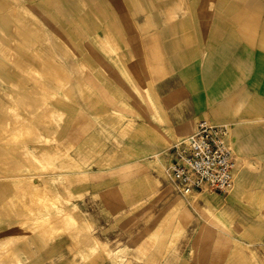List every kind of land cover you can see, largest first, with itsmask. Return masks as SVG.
Returning a JSON list of instances; mask_svg holds the SVG:
<instances>
[{
  "label": "rangeland",
  "instance_id": "rangeland-1",
  "mask_svg": "<svg viewBox=\"0 0 264 264\" xmlns=\"http://www.w3.org/2000/svg\"><path fill=\"white\" fill-rule=\"evenodd\" d=\"M196 1L198 40L187 42L208 61L217 47L256 46L263 69L264 0ZM108 2L0 0V264H28L22 247L51 260L49 246L63 235L64 264H264V225L235 219L219 202L235 182L225 193L182 196L162 181L171 139L141 132L140 93L151 102V91L140 73L132 86L128 73L108 70V33L135 30L115 21ZM240 75L264 97L263 70ZM94 90L101 127L117 134L92 152L76 117ZM141 141L154 149L146 158Z\"/></svg>",
  "mask_w": 264,
  "mask_h": 264
},
{
  "label": "crops",
  "instance_id": "crops-1",
  "mask_svg": "<svg viewBox=\"0 0 264 264\" xmlns=\"http://www.w3.org/2000/svg\"><path fill=\"white\" fill-rule=\"evenodd\" d=\"M108 4L110 12L114 7L118 13L117 23H130L135 29L108 33L109 55L115 56L108 70L128 73L132 86L136 82L135 74L140 73L141 84L151 91V102L148 93H140L141 132L158 138L166 133L170 136L171 145L161 152L166 163V151L193 131L198 118L231 123L235 184L232 193L218 199L235 219L264 225V97L255 90L260 86H246L244 76L240 75L245 71H264L259 48H245L238 43L217 47L210 55L214 59L206 60L198 42H187L198 40L190 27L196 22L191 10L197 8L196 0H109ZM214 64L216 68H212ZM99 94V90H94L87 101L78 103L77 132L85 151L95 152L98 146L108 148L103 137L117 134L101 127ZM142 141L140 152L146 158L154 149ZM134 149L138 151V145ZM88 212L92 217L98 213L95 209ZM50 248L54 252L51 260L46 255L48 251L43 256L39 255L40 251L34 257L32 249H20L29 258L28 264H64V235Z\"/></svg>",
  "mask_w": 264,
  "mask_h": 264
},
{
  "label": "built area",
  "instance_id": "built-area-1",
  "mask_svg": "<svg viewBox=\"0 0 264 264\" xmlns=\"http://www.w3.org/2000/svg\"><path fill=\"white\" fill-rule=\"evenodd\" d=\"M165 181L185 196L209 190L221 194L235 182L231 123L198 118L194 129L165 153Z\"/></svg>",
  "mask_w": 264,
  "mask_h": 264
},
{
  "label": "bare ground",
  "instance_id": "bare-ground-1",
  "mask_svg": "<svg viewBox=\"0 0 264 264\" xmlns=\"http://www.w3.org/2000/svg\"><path fill=\"white\" fill-rule=\"evenodd\" d=\"M9 9V8H8ZM2 13V12H1ZM3 58V57H2ZM19 71V70H18ZM26 75V74H25ZM28 75V74H27ZM28 77V76H27ZM62 77V76H61ZM29 79H30V77H29ZM62 79V78H61ZM64 80V79H63ZM34 81H35V79H34ZM33 82V81H32ZM34 83V82H33ZM12 87H14V86H12ZM27 91V90H26ZM44 92V91H43ZM21 93V92H20ZM27 93V92H26ZM4 95V94H3ZM37 95V94H36ZM25 97V96H24ZM31 97H32V94H31ZM35 97V96H34ZM37 97V96H36ZM41 97H43V96H41ZM33 98V97H32ZM45 106V105H44ZM1 117V116H0ZM17 122V121H16ZM3 125V124H2ZM33 125V124H32ZM15 126V125H14ZM28 126V125H27ZM30 128V127H29ZM32 128V127H31ZM1 129V128H0ZM4 129V128H3ZM15 129V128H14ZM25 129V128H24ZM2 130V129H1ZM27 130V129H26ZM33 132H34V130H33ZM24 133V132H23ZM27 133V132H26ZM32 134V133H31ZM34 134V133H33ZM32 134V135H33ZM28 138V137H27ZM30 138V137H29ZM28 138V139H29ZM6 141V140H5ZM9 141V140H8ZM13 141V140H12ZM27 141V140H26ZM1 143H4V142H1ZM19 143V142H18ZM16 146V145H15ZM1 147V146H0ZM14 147V146H13ZM16 148V147H15ZM7 149V148H6ZM12 149V148H11ZM8 151V150H7ZM10 151V150H9ZM15 151V150H14ZM16 151H17V149H16ZM1 152V151H0ZM5 152V151H4ZM3 151H2V154L4 153ZM7 153V152H6ZM9 153V152H8ZM14 153V152H13ZM16 153H18V152H16ZM7 155V154H6ZM1 156V155H0ZM12 156V155H11ZM21 156H22V154H21ZM26 157V156H25ZM18 158V157H17ZM4 159H6V158H4ZM11 159V158H10ZM10 159H9V161L8 162H11L10 161ZM25 159V158H24ZM12 160V159H11ZM7 161V160H6ZM13 161V160H12ZM19 161V160H18ZM2 162V161H1ZM16 162V161H15ZM31 162V161H30ZM3 163V162H2ZM34 163H36V162H34ZM3 164H5V163H3ZM38 164H40L39 162H38ZM4 166V165H3ZM29 166H31V165H29ZM33 166V165H32ZM38 166V165H37ZM34 167V166H33ZM39 167V166H38ZM6 168H8V167H6ZM5 168V169H6ZM11 168H12V166H11ZM25 168V167H24ZM36 168V167H35ZM40 168V167H39ZM4 169V168H3ZM9 169V168H8ZM15 170V172L16 171H18V170H20V168H18V167H15V168H13V171ZM4 171V170H3ZM3 176V175H2ZM30 176V175H29ZM0 177H1V175H0ZM28 177V176H27ZM17 178V177H16ZM23 178H26L25 176L23 177ZM30 178V177H29ZM22 179V178H21ZM41 179V178H40ZM27 181V180H26ZM33 182L34 181H32V183L30 184V185H32L33 184ZM23 184V183H22ZM42 185V184H41ZM29 186V185H28ZM37 185H36V183H35V185H32V187H36ZM28 190V189H27ZM40 190V189H39ZM32 192V191H31ZM51 193V192H50ZM45 209H48V207L46 206V208ZM46 213V212H45ZM23 214H25V213H23ZM20 215V214H19ZM62 215V214H61ZM22 216H24V215H22ZM21 216V217H22ZM25 218V217H24ZM45 246V245H44Z\"/></svg>",
  "mask_w": 264,
  "mask_h": 264
}]
</instances>
